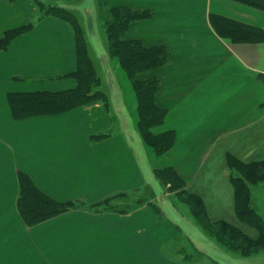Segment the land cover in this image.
I'll return each mask as SVG.
<instances>
[{
	"label": "crops",
	"instance_id": "1",
	"mask_svg": "<svg viewBox=\"0 0 264 264\" xmlns=\"http://www.w3.org/2000/svg\"><path fill=\"white\" fill-rule=\"evenodd\" d=\"M104 2L151 12L131 22L124 37L167 49L166 63L138 77H160L155 100L166 115L152 130H173L174 144L160 157L143 146L133 128L138 114L131 82L126 75L112 82L107 70V104L13 118L8 92L77 84L69 75L77 68L70 25L50 15L36 19L0 50V264H188L171 249L174 240L181 232L194 242L206 238L193 218L164 195L126 213L81 207L28 226L17 208L19 171L54 199L92 202L139 189L164 163L161 167L172 166L188 189L195 182L216 185L214 192L200 188L196 195L204 200L206 217L219 222L225 215L218 207L221 198L233 207L232 194L220 196L217 190L218 167L231 154L225 153L242 147L243 157L264 154V126L258 132L253 127L264 124V84L255 77L264 73V42H231L211 24V16L218 15L264 30L263 9L238 0ZM35 10L31 0H0V36L34 19ZM205 167L210 172L202 173Z\"/></svg>",
	"mask_w": 264,
	"mask_h": 264
},
{
	"label": "trees",
	"instance_id": "2",
	"mask_svg": "<svg viewBox=\"0 0 264 264\" xmlns=\"http://www.w3.org/2000/svg\"><path fill=\"white\" fill-rule=\"evenodd\" d=\"M103 2L105 0H102ZM251 6L264 10V0H238ZM37 20L50 15L68 22L76 40L77 68L69 75L76 79V86L62 90H37L27 92H8L7 101L13 118L22 120L34 115L56 114L81 105H89L95 102L107 104V96L100 88V78L97 67L91 58L88 49L87 37L75 12L65 6L37 2ZM110 18L105 22V30L109 53L118 59L121 68L127 74L136 96V110L138 114L137 128L142 137L151 146L157 156L166 153L174 141L173 132L154 133L152 128L163 123L166 112L155 101L159 89L160 77L150 76L141 79L138 74L145 73L161 67L167 58V49L162 45H146L138 39H126L125 31L131 22L146 19L151 16L148 10H138L127 6L108 7ZM211 24L216 32L229 39L231 42H264V30L245 25L222 16H211ZM33 23H27L15 28L5 30L0 36V50L8 47L9 43L18 35L28 31ZM264 82V75H260ZM105 134H97L102 137ZM228 159H233L230 156ZM155 175L161 182L173 185H184L176 171L170 166L164 169H155ZM233 178L235 184L234 201L235 208L242 215L249 211L248 192L242 189V185ZM19 193L17 208L22 220L28 226L38 224L58 214L83 206L80 200H57L41 191L24 172H18ZM179 187V186H178ZM134 189L111 194L104 199L88 204L87 208L94 211L113 210L126 213L136 205L153 199L156 194L153 187L146 186L145 190ZM119 195L125 196V202H116L113 199ZM127 203V204H125ZM118 205H124L119 207ZM253 224H257L258 235L249 238L259 242L264 236V226L260 218H252Z\"/></svg>",
	"mask_w": 264,
	"mask_h": 264
},
{
	"label": "rangeland",
	"instance_id": "3",
	"mask_svg": "<svg viewBox=\"0 0 264 264\" xmlns=\"http://www.w3.org/2000/svg\"><path fill=\"white\" fill-rule=\"evenodd\" d=\"M11 1H16V0H11ZM31 1L33 2V5L35 6L36 9L33 13V18L34 16L35 18L29 20V22L27 23H33L37 19L38 8L36 1L37 2L41 1L45 3H54V4L56 3L65 6L68 9L75 12L86 34L88 49L90 51L91 58L93 59L98 70L100 85H101L100 88H102V90L105 92L109 100V98L111 97V92L109 91V81H108L107 73L109 72L108 75L110 76L112 82H115L120 77L121 78L125 77V75L127 77V74L121 68L118 59L113 55H111V53H109V49H108L109 41L107 40L104 24L110 18V13L108 11V7L105 6V2H103L102 0H31ZM168 58L169 55L167 54L166 61L168 60ZM166 61L164 63H166ZM104 70H107L108 72H106L105 74ZM118 72L120 74H118ZM260 75H264V73L257 72L255 77L264 84V82L260 79ZM133 119L135 120L133 123V128L139 134L143 146L149 147L150 150L153 152L154 156H157L153 148L149 146L147 143H145L142 137V133L137 128L138 115L137 118H133ZM262 126H264V124L261 125L257 124L254 125L253 127H256L255 129L258 132L262 128ZM165 132H173L174 141H175V132L173 130H167ZM245 133L246 132H243L242 135ZM174 141L170 146V148L173 146ZM170 148L166 151V153L159 155L157 157L163 155L165 156L169 152ZM227 153H231V154L228 156L226 155L225 156L226 162L224 159L223 164L218 167V172L220 174L219 175L220 177H218L219 181H218L217 190L220 193L219 192H215V193H219L220 196L222 195L225 196L226 193L232 194L231 196L233 199V207L230 201H227L225 199L223 200L221 198L220 200L221 203L220 206L218 207H220V212L225 213V215L221 216L224 219H220L219 222L212 220V218L206 217L204 212L206 208L204 200L202 199V196L200 197L199 195L198 197L196 195L197 190H199L200 188L203 189L204 191L214 192V187L216 185L213 187L210 186V183H206V185L208 186H205V185H200L201 183L195 182L193 188L188 189V187H186L185 184L184 185L182 184V186L176 185L179 183L177 182V183H173V185L170 186V184L163 183L160 181V179H157L154 172L155 169H164L165 167H170V166L161 167L163 166L164 163L158 164L157 165L158 168H155L153 172H150L149 182H147V184L137 189L141 193V190H145L146 186L149 187L152 186L156 196L158 197L160 196L161 198L163 195L168 196L167 197L168 201H166L168 204H171L172 207H174L175 209L181 208L183 211H185L186 213L185 215L187 214L190 215L193 218L195 224L204 231L203 233L204 235H206L205 239H200L199 236V238L198 237L196 238L197 241L194 242L193 238L192 241L190 240L187 233L181 232V234H179L178 237L173 242V247L171 249H174V251L177 250L180 253L182 259H184L188 264H264V236L259 242H254L249 239V238H255L258 235V231H257L258 226L257 224H253L252 221L253 217L254 219H256V216H258L260 218L261 223L264 226V154L253 152L249 156L243 157L242 155H244V149L242 147L241 148L237 147L233 150V152H226L225 154ZM229 156L233 159H228ZM252 158H255V160ZM207 172H210L209 168L205 167L202 169V173H207ZM233 178L240 179L241 181L239 180L237 181L242 185L243 187L242 189H245L248 192L249 204L247 205V207H249V211L246 212L247 217L246 215H242L239 212V210L235 208V201H234L235 184ZM181 180L184 183V180L182 178ZM191 192H194V194L190 195ZM105 197L100 198L98 200H94L92 202L100 201ZM124 199L125 196L123 197L122 195H119L115 197L113 201L117 200L116 202L122 201L124 203L125 202ZM72 200H80L78 201V203L82 205L84 204L83 206L77 208H81V207L87 208L85 206L92 203L91 201L89 202L81 198L72 199ZM227 202H229L228 204L230 205H228ZM118 206L122 207L124 205L122 206L118 205ZM212 213L214 217L219 215L218 210L215 209V206L214 209L212 210ZM170 216L173 217V211L172 214L170 213ZM182 218H183L182 215H180V217L177 215V221L178 220L182 221L181 220ZM201 238H203V235L201 236Z\"/></svg>",
	"mask_w": 264,
	"mask_h": 264
}]
</instances>
